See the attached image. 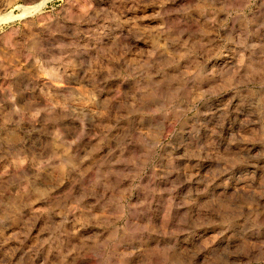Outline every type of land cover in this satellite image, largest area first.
Returning <instances> with one entry per match:
<instances>
[{
  "label": "rangeland",
  "instance_id": "rangeland-1",
  "mask_svg": "<svg viewBox=\"0 0 264 264\" xmlns=\"http://www.w3.org/2000/svg\"><path fill=\"white\" fill-rule=\"evenodd\" d=\"M0 264H264V0H0Z\"/></svg>",
  "mask_w": 264,
  "mask_h": 264
}]
</instances>
